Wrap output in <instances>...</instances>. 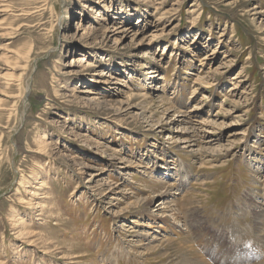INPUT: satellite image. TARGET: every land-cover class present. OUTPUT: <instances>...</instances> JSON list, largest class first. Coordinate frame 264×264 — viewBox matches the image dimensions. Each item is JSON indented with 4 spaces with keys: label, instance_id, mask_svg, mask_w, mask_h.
<instances>
[{
    "label": "rangeland",
    "instance_id": "374dc122",
    "mask_svg": "<svg viewBox=\"0 0 264 264\" xmlns=\"http://www.w3.org/2000/svg\"><path fill=\"white\" fill-rule=\"evenodd\" d=\"M196 258L264 264V0H0V264Z\"/></svg>",
    "mask_w": 264,
    "mask_h": 264
},
{
    "label": "bare ground",
    "instance_id": "6f19581e",
    "mask_svg": "<svg viewBox=\"0 0 264 264\" xmlns=\"http://www.w3.org/2000/svg\"><path fill=\"white\" fill-rule=\"evenodd\" d=\"M77 61H78V67H82V63L83 62H85L86 61V59L85 58H77ZM84 66V65H83ZM69 73H71V72H69ZM179 115V114H178ZM181 115V114H180ZM180 117H182V116H180ZM168 119V118H167ZM172 122V121H171ZM207 124V123H206ZM160 125V124H159ZM222 125L223 124H221V127H222ZM202 126V125H201ZM206 126H208V125H206ZM191 127V126H190ZM189 128V127H188ZM192 128V127H191ZM201 129H202V127H200ZM204 128V127H203ZM190 129V128H189ZM201 129H196V127L195 128H193V130H192V134L191 133H189V132H186V131H184V132H180V134H178V135H180V136H182L180 139H182V143H184V144H186L187 145V147L188 148H192V147H194V146H197V143L199 142V133L201 132V131H205V130H201ZM215 129V128H214ZM189 131V130H188ZM207 131V130H206ZM240 134V132H235L233 135H239ZM179 138V137H178ZM179 140V139H178ZM212 142V141H211ZM47 143V142H46ZM42 146V145H41ZM219 147H221V151H219L220 152V154H221V152L223 153H227V152H229L230 150H231V148L229 149V147H225L224 145H219ZM46 148V147H45ZM44 148V149H45ZM203 152V151H202ZM201 155V154H200ZM168 168H170V167H168ZM166 183V182H165ZM167 184V183H166ZM168 185V184H167ZM166 186V185H165ZM169 187H172V185H170V183H169V185H168ZM168 187V189L166 190V193H164V194H162V195H160V196H155L154 197V199H150L149 200V202L151 203V204H154L155 202H157L158 201V199L161 201V205H159V206H157V210L156 211H154V212H152L153 213V216H152V218H154L153 220H157V219H159V220H161V219H169V221L168 222H172L173 223V225H176V226H178L180 223H182V221H181V217H180V215H179V209L178 208H176L177 206L175 205V204H173L174 202H169V201H167L166 200V202H164V199H165V197H167V196H170V195H172L171 194V191H172V189H170ZM166 194V195H165ZM169 199V198H168ZM175 205V206H174ZM162 207V208H159V207ZM156 208V207H155ZM157 213V214H156ZM170 215V216H169ZM154 224V223H153ZM248 226V225H247ZM181 226H179V228H180ZM248 229H250L249 227H248ZM242 232V231H241ZM245 232V231H244ZM160 234H161V232H160ZM20 235H23V234H20ZM165 236H163L162 238H164ZM162 238H160V237H155V238H153L152 239V243H158V242H161L162 241ZM169 239V238H168ZM171 242V241H170ZM252 242V241H251ZM205 259V258H204ZM206 260V259H205ZM205 261L204 260H201L200 258H196V260L194 261V262H192L191 264H205L204 263ZM208 264V263H207Z\"/></svg>",
    "mask_w": 264,
    "mask_h": 264
}]
</instances>
